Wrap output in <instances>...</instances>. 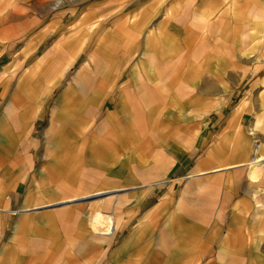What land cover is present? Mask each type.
<instances>
[{
	"label": "rangeland",
	"instance_id": "1",
	"mask_svg": "<svg viewBox=\"0 0 264 264\" xmlns=\"http://www.w3.org/2000/svg\"><path fill=\"white\" fill-rule=\"evenodd\" d=\"M85 1L0 0V21L5 22L7 26L5 29H0V53L4 52L0 57V65L6 63L7 60H10V56H13L15 61L17 59L20 61L13 67L14 76L17 71H21L17 68L23 66L21 69L33 70L34 75L41 76L45 80L57 79L61 86L69 84V81L76 78L77 70H81L82 67L75 64L74 61L71 64L69 61H64L66 51L59 43L68 39L70 23H73L72 17L83 11ZM222 1H226L222 4L223 7L233 0ZM219 17L222 19L210 21L206 24V26L209 24L207 27L204 25V28H199L196 44L203 49H214L218 51L214 52V55L225 57L226 66L223 69V78L222 75L220 76L219 68L216 69L215 74L209 73V68H205L197 76L198 84L193 85L191 79L195 75L187 76V69L177 70L172 76L170 68L156 69L157 75L160 76H156L158 85H147L149 91L146 93L138 91L130 93L127 102H124L120 119L125 125L124 128L130 131L120 133V151H113L105 147L102 152H98L97 158L91 157V160L87 153L89 161L84 164L83 168L87 172L89 183L85 191L132 188L119 191L122 192L123 200L118 206L120 215L125 218L130 217L131 224L126 229L121 228L118 231L116 241L109 249L106 244L100 243L96 239L88 219L83 218L85 211L76 209L74 216H79L81 220L76 221L74 218L71 229L66 227V223L65 226L64 224L60 225V230L57 227L60 232L55 238L57 241L55 244H42L39 248L36 247L37 253H28L27 251L24 253L26 245L22 246L20 252L24 257L23 264H115L111 258L114 249L132 232L133 226L143 212L159 203L166 194L178 195V200L183 201L179 206L184 207L188 203V197H196L198 192L202 193V191L192 192L189 188L183 192L185 187L183 178L198 166H200L199 169H204L213 165V161L205 159L203 153L209 148L210 143L217 139L220 131L228 122L230 113L239 103H245L247 111L242 117L243 130L240 132L244 133L251 143L256 139L264 141V58L255 59L256 53H261L264 56V0H234L233 11L229 15V19L236 21V24H232L233 26L237 25L236 28L229 30L228 20H223L225 17L222 14ZM115 19L116 16H110L105 21H90L79 29L82 34L87 32L88 36L91 35L96 40L98 35L109 31ZM222 20L223 23H221ZM92 26H96V28L93 29ZM228 30L231 33L230 38L235 35L241 37L240 50L232 44L233 40H222L224 32ZM10 32H13V37L5 41ZM260 35H262V40ZM41 36L43 39L39 45L29 43L30 39H38ZM27 47H30L31 51L25 53ZM248 48H254L256 52L245 56L242 51ZM87 67L88 74L83 72L82 77H78V85L76 86L74 83L77 87L75 90L77 95L75 96L73 92L74 99L61 103L62 116L58 118V121L65 127L74 126L73 121L75 120L82 122L75 128L77 132L72 133L74 140L85 141L95 137L98 140L103 138L104 141L110 139L111 142L116 143V130L110 126L106 127L102 117L107 112L115 110L117 101L113 99L114 96H107L108 98L100 102L98 98L101 96L102 86L99 84H95L92 91L94 99L84 101V93L87 90L82 82L85 80L91 82L92 79L99 80L102 71L96 65L93 68L90 65ZM163 73L166 77H162ZM126 80L127 74L124 75L122 82ZM176 96L179 98L177 100L179 106L171 109L169 108L170 103ZM56 98L57 94H52L40 114L30 117L27 133L19 131L20 138L17 139L16 145H20L27 139L29 147L24 149L14 147L11 150L14 163L17 162L16 165L14 164L16 170L14 178L20 183L17 187L24 196L28 192V188L22 183L25 182V176L34 172L39 166L43 167L51 151L48 148H43V143L47 146L52 140L54 122L52 110L56 108ZM96 103L100 104L98 109ZM103 104H106L104 108H102ZM70 114L73 116L70 117ZM257 119H259V132L257 135H252L249 128ZM19 127V122H13V130L16 128L19 130ZM201 127L203 132L198 138ZM38 144L41 145V148L37 147ZM95 144L100 145L94 141ZM0 156H3V152L0 153ZM21 157L24 158L23 162H20ZM238 169L240 180L233 183L231 191L223 188L216 191H213V188L207 190L211 192L208 197L213 213L212 221L219 222L223 232L229 228L234 203L243 199L245 195L247 169ZM146 170L158 172L154 179L165 178L167 182L162 185H147L144 182ZM223 177H226V174ZM202 183H207L210 187L213 186L212 179ZM256 184L263 195L264 172L261 173ZM207 185L201 186L206 187ZM9 195L0 210L2 213L7 211L14 218L17 213H11L8 210L18 209L22 205L21 199L12 198V194ZM102 198H105V195ZM100 199L97 197L84 199L88 202V204L84 203L86 210L88 208L90 212L95 209L109 212L113 206L112 203L107 205V199L94 202ZM10 200L13 201L10 202ZM89 202L97 205L91 208ZM58 206H43L28 211L45 214L48 222V220H52V216L46 212ZM236 214L238 215L237 225L233 229L229 243H224L223 238L219 237L214 242L217 244L213 246V250H209L207 244L203 245L205 244L203 238L198 242L191 243L192 238L186 231L187 234L180 239L183 248V261L186 264H264V211L258 217H252V214H247V212H236ZM164 220L155 222L152 227L155 238L152 240L153 244L150 249H147L150 254L147 256H149L151 264L163 262V258H160L161 254L155 253L153 248L155 249L159 233L164 230ZM6 235L10 236L11 230L1 227L0 248ZM28 236L26 234V238ZM38 236L44 235L39 234ZM170 243L169 240L166 244L169 251H171ZM219 247L227 250L225 253L217 255L218 261H214L213 257L216 259L215 251L219 250ZM141 255L146 256L143 253ZM30 257L34 259L39 257L40 260L33 262ZM121 260L124 259H120V262ZM0 263L12 264L10 260Z\"/></svg>",
	"mask_w": 264,
	"mask_h": 264
},
{
	"label": "crops",
	"instance_id": "2",
	"mask_svg": "<svg viewBox=\"0 0 264 264\" xmlns=\"http://www.w3.org/2000/svg\"><path fill=\"white\" fill-rule=\"evenodd\" d=\"M85 2L83 11L72 17L73 23H70L68 39L59 43L66 51L64 61H69V64L74 61L82 67L81 70H77L76 78L69 81V84L61 86L57 79L45 80L41 76L34 75L33 70L21 69L23 66L17 68L21 71H17L14 76L13 67L20 61L18 59L15 61L13 56L0 65V153L3 152V156H0V208L4 206L9 194H12V198L21 199L22 204L18 209L8 210L11 213H17L14 218L7 211L2 213L0 210V231L1 227L11 230V235H6L5 240L1 242L0 262L10 260L12 264H23L24 257L20 252L22 246L26 245L24 253L26 251L37 253L36 247L39 248L42 244H55L57 242L55 238L60 232L57 229L60 230V225L65 226L66 223V227L71 229L74 218L76 221L81 220L79 216H74L76 209L85 211L83 218L88 219L96 239L110 249L116 241L118 231L121 228L126 229L131 224L130 217L121 216L118 210L123 200L122 192L119 191L129 187L85 191L89 183L87 172L83 168L84 164L89 161L87 153L91 160V157L97 158L98 152H102L105 147L120 151V133L130 131L124 128L125 125L120 119L124 102H127L130 93H135V91L146 93L149 91L147 85H158L156 76H160L157 75L156 69L170 68L171 76L177 70L187 69V76L195 75L191 79L193 85L198 84L197 76L205 68H209L208 72L211 74H215L216 69L219 68L220 76L222 75L223 78V69L226 66L225 57L214 55V52H218L214 49L207 50L197 46L196 41L199 28H204L210 21L222 19L219 17L220 14L224 15L223 20H228L229 30L237 27V25H232L236 24V21L229 19L233 11L234 0L223 7L222 4L226 1L222 0H86ZM110 16H116L115 21L109 31L98 35L96 40L92 38L93 36H88L87 32L82 34L79 29L87 22L105 21ZM1 28H7L5 22L0 21ZM229 30L224 32L222 40H233L232 44L239 49L242 44L241 37L235 35L230 38ZM43 36L38 39L32 38L29 43L39 45ZM12 37L13 32H10L5 41ZM259 37L263 39L262 35ZM28 51H31L30 47L25 48V53ZM242 52L245 56H249L255 53L256 49L248 48ZM3 53H0V57ZM256 54L255 59L264 58L261 53ZM244 60L247 61L246 58ZM87 65L92 68L96 65L102 71L99 80L92 79L91 82L87 80L82 82L87 90L84 93V101L94 99L92 91L95 84L102 86L101 96L98 98L100 102L111 96H114L113 99L117 101L115 110L107 112L102 117L106 127L110 126L116 130V143L111 142L110 139L104 141L103 138L98 140L95 137H93L94 140L92 138L85 141L74 140L72 133L77 132L75 128L82 122L73 121L75 127L72 126L74 127L72 128L62 126L58 121V118L62 116L61 103L74 99L73 92L75 96L77 95V91L75 92L78 85L77 80L79 76L82 77L83 72L88 74ZM164 73L162 77H166ZM125 74H127V80L122 82ZM54 93L57 94V98L55 99L56 108L52 110L54 118L52 140L47 146L43 143V148L51 151L43 167L39 166L34 172L25 176V182L22 183L28 188V192L24 196L17 187L20 183L14 178L16 174L14 164L16 165L17 162L14 163L11 150L14 147L23 149L29 147L27 139L20 145H16L17 139L20 138L19 131L28 132L30 117L38 116ZM177 100L179 98L176 96L169 108H177L179 106ZM99 105L96 103L97 109ZM105 105L103 104L102 108ZM245 109V103H239L234 107L217 139L212 141L209 148L204 151L203 157L211 159L213 165L204 169H199L200 166H198V169L195 168L183 178L185 180L183 192L189 188L192 192L202 191V193L198 192L196 197H188V203L184 207L179 206L183 201L178 200V195L166 194L159 203L143 212L133 226L132 232L114 249L111 258L115 264H151L147 249H150L153 244L152 240L155 238L152 227L159 220L162 222L165 219L164 230L159 233L157 241L155 240L156 246L153 250L161 254L160 258H163L161 264H186L182 258L183 248L180 240L187 234L186 231L192 238L191 243L203 238L205 243L203 245L207 244L209 250H213V246L217 244L214 242L219 237L223 238L224 243H229L233 229L237 225L236 212H247V214H252V217H258L264 211V199H262L264 190L262 195L256 184L259 176L264 172V141L256 139L251 143L247 136L240 132L243 130L242 117L247 113ZM72 116L70 114V117ZM13 122H19V130H16L17 128L13 130ZM258 124L259 119L254 120L249 128L250 134H258ZM202 132L201 127L198 138ZM232 133L234 134L231 139ZM94 141L100 145H94ZM37 147L41 148V145L38 144ZM25 159L27 160V157ZM23 161L24 158L21 157L20 162ZM238 168L247 169L245 195L243 199L234 203L229 228L223 232L220 223L212 221L213 213L208 197L211 192L207 190L213 188L212 190L216 191L223 188L231 191L233 183L240 180ZM156 173L158 174L154 170H146L144 182L147 185L165 184L167 182L165 178L154 179L157 176ZM224 174L226 177H223ZM209 179L213 180L212 187L207 183H202ZM203 184L207 186L202 187ZM204 190L206 192H203ZM104 195L105 198H102ZM93 197L101 198L94 202L107 199V205L109 203L113 205L111 210L109 212L99 209L90 212L88 208L86 210L85 204L88 202L85 200ZM90 204L91 208L97 205L96 203ZM53 205L59 206L46 212L52 216V220L48 222L45 214L28 211ZM26 234L29 235L27 238ZM215 237L217 238L214 239ZM169 240L171 251L166 246ZM221 248L215 251L214 261H218L217 255L227 250ZM141 253L146 256H142ZM30 258L33 262L40 260L39 257ZM120 259L124 260L120 262Z\"/></svg>",
	"mask_w": 264,
	"mask_h": 264
}]
</instances>
